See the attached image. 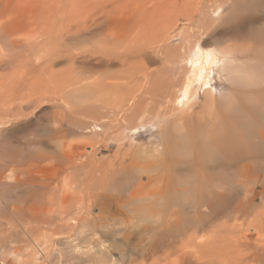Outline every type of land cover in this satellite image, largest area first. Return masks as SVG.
Masks as SVG:
<instances>
[{
    "label": "bare ground",
    "instance_id": "obj_1",
    "mask_svg": "<svg viewBox=\"0 0 264 264\" xmlns=\"http://www.w3.org/2000/svg\"><path fill=\"white\" fill-rule=\"evenodd\" d=\"M43 103L52 108L51 113L56 110L61 114L59 117L55 112L59 125L50 124L54 127L46 129L48 136L44 132L48 139H56L52 150L33 154L34 149L32 159H28L29 151L28 158L24 156L26 161L14 160L18 154L14 151L15 158L0 162V179L6 174L5 181L18 182L20 175L27 174L29 178L42 179L38 183L43 186L52 185L53 196H48V203L28 204L30 208L23 207L26 211H21V216L33 223L24 225L25 231L41 237L34 240L33 263L61 244L64 234L58 230L68 233V229L81 223L83 230L87 227L95 237L94 246L98 245L88 264H120L119 258L112 259L114 251L121 263L127 260L128 264L150 260L167 264L165 260L171 256L173 260L168 264H264V213L257 215L260 212L253 205L256 215L242 230L253 196L245 192L254 187L243 192L245 195L240 198H246L242 202L232 204L229 192H222L229 183L226 180H231L229 175L225 180L214 178L218 172H228L233 173V178L235 174L240 179L244 176L246 183L251 184L257 174L264 173V0H0L2 139L4 129L15 127L18 132V128L31 127L32 111ZM149 124L155 125L156 133L152 134H156V140L135 147L132 157H137L138 165L129 157L131 171L137 175L131 183L125 179V188L123 182L117 188L115 182L121 178L107 181L114 174L107 177L109 170L103 174L105 179L101 175L103 183L98 176L102 185L96 176L91 180L87 177L88 187H103L95 197L105 207L103 212L99 209L101 213L95 220L91 219L76 197L85 186L83 174L77 172L82 165L78 161L82 154L90 158L93 152L75 154L72 150L73 154L65 151L61 142L75 136L83 138V147L92 149L94 141L107 138L110 133H116L117 142L128 141L124 132L136 135ZM7 130L6 133L10 131ZM14 133L9 135L11 139ZM128 144L133 148L132 143ZM188 173L192 176L186 177ZM256 181L253 180L255 186ZM181 189L185 190L182 195L178 193ZM213 189H222V195H211L209 191ZM191 190L195 191L193 195L198 194L192 197ZM260 194L261 202L264 189ZM262 204L256 205L263 211ZM181 205H185L182 209L186 217L190 215L182 222ZM11 210L13 215L17 213L16 209ZM127 216L135 222L129 221L133 227L154 224L143 227L139 234L134 232L137 238L132 234L136 242L129 250L116 240L117 230L114 234L96 230L99 225L106 226L105 221L115 223ZM214 221L221 222L223 231L219 232L218 227L216 233L209 234L222 233L221 238H209L207 234V230L217 226ZM231 221L237 225L230 226ZM172 229L174 233L178 230L179 235L176 233L169 242L165 235ZM199 233L204 234L203 239H210L211 243L203 242L212 247L208 248L210 256L203 249L199 252L208 259L193 251L198 246L195 242L202 240L198 239L201 235L197 241L192 240ZM125 236L123 240L129 244ZM180 237L182 242L178 243ZM191 240L196 248L189 247L191 251H187ZM71 244L64 245L70 248ZM199 244L198 248L204 246ZM78 246L72 245V251L80 254ZM162 256L167 257L164 263L158 262Z\"/></svg>",
    "mask_w": 264,
    "mask_h": 264
},
{
    "label": "rangeland",
    "instance_id": "obj_2",
    "mask_svg": "<svg viewBox=\"0 0 264 264\" xmlns=\"http://www.w3.org/2000/svg\"><path fill=\"white\" fill-rule=\"evenodd\" d=\"M42 105V106H41ZM40 105V107H38L36 110H33L32 111V116H33V118L31 117V119H32V121L30 120V124H31V127L29 126L26 130H27V132H26V130L24 129V130H19V128H18V132L16 131L17 129L14 127V128H9L8 130H10V131H8L7 129V131L8 132H11L12 134L14 133V132H12L13 130L15 131V135H16V137H15V135H13V136H11V137H13L12 139L10 138V136L9 135H12L11 133H9L8 134V132L6 133L5 131V129L4 128H7V127H3V129H4V131L3 132H1V134H8V136H5L4 135V137L6 138H4V139H2V136L0 135V162L2 163V161H5L6 160V158L8 157V158H11V159H13V155H15L16 156V154H15V152L16 153H18L17 154V156H19V157H17L16 156V159H14V160H16L17 161V159L19 160L20 159V161H23V160H25V158H24V156L25 157H27L28 156V153H29V151H30V153L31 152H33V151H35L34 149H36V151L35 152H33V154L34 153H38V154H41V152L42 151H44V150H52L51 149V144H52V146L54 145V144H56V143H54L55 142V140L53 139V138H51L50 139V137L51 136H49V139H50V141H49V139H48V130H46L47 128H51L52 129V126L53 125H55L56 123H58V121L56 122V120H59L60 118H56V113L55 112H57L56 110H54L53 112L54 113H51V107L50 106H48L47 104H46V106H45V103H43V104H41ZM43 106H45V107H43ZM50 110H49V109ZM34 113V114H33ZM58 113V115H59V117H60V113H59V111L57 112ZM49 114V115H48ZM50 114H53V116L52 115H50ZM54 114H55V116H54ZM57 115V116H58ZM51 116V117H50ZM53 117H55L54 118V120H53ZM35 118V119H34ZM51 119V120H50ZM36 120V121H35ZM37 121H38V123H37ZM52 122H54V123H52ZM62 121H60V123H61ZM34 123V124H33ZM36 123V124H35ZM62 123H64V120H63V122ZM50 124H53V125H50ZM50 125V126H49ZM58 125H59V123H58ZM45 126V127H44ZM153 126V127H152ZM33 127V128H32ZM54 127V126H53ZM56 127H57V125H56ZM154 127H155V125H151L150 126V124L149 125H146L145 127H143L140 131H139V133H137L136 135H129L128 134V132L126 131V132H124L125 134H126V136L129 138V140L127 141V140H125V141H123V142H117L116 140H117V138H116V133H110V134H108V136L109 137H107V138H103L102 140H100V141H94V143H92L93 144V148L92 149H90L88 146H85V147H83L82 145H83V138L82 139H80L79 137H76L75 138V136L73 137H70L69 139H68V141L65 143V141H62L61 142V144H64V150L65 151H68V152H70V150H71V153H73L74 154V152H75V154H77V153H81V152H83V151H85V153L86 154H88V151L90 152H93L92 153V157H90V158H87V156H83V154H82V156L80 157V159H79V163H81L82 162V165H83V167H82V165L80 164V170L78 171V169L79 168H77V172H79V174H80V172H81V174H83V175H81V179H83V184L85 185V186H87V184L88 185H90L89 184V179L91 180L92 178H95V176H96V178H97V180L99 181V179H100V181L103 183L104 182V180L103 179H105L104 178V175L103 174H105V171L106 170H109L110 172H112V173H110L109 171L106 173L107 174V177L109 176V175H112L113 173V177L115 178H113V177H110L109 179H106L107 181H115V180H118L119 178H121V179H119L118 181H116L115 183L116 184H120V185H122L121 184V182H123V185H122V187L123 188H125L124 187V185H126L125 183V181H127V183H131L132 182V180H133V178L135 177V176H137L136 174H134L135 173V171H134V173L131 171V167L129 166V157H131L133 160H135V163L138 165L139 164V161H138V159H137V157H135V158H133L132 157V155L134 156V153H135V151H136V149H135V147H138L139 145H144V146H146L147 144H149L150 142H155V136H156V134H155V136L153 135L154 133H156V132H154ZM37 128V129H36ZM16 129V130H15ZM32 129V130H31ZM50 129V130H51ZM55 129V128H54ZM153 129V130H152ZM12 130V131H11ZM20 131V132H19ZM37 131V132H36ZM47 132V136L45 135L46 133H44V132ZM24 132V133H23ZM44 134H43V133ZM154 132V133H153ZM20 133V134H19ZM32 133V134H31ZM36 133V134H35ZM109 133V132H108ZM153 133V134H152ZM20 135V136H19ZM23 135V136H22ZM33 135V136H32ZM41 137V139H40V137ZM44 136V137H43ZM8 137V138H7ZM21 137V138H20ZM26 137H28V141H27V138ZM31 137V138H30ZM115 137V138H114ZM113 138H114V142H113ZM8 139V140H7ZM10 139V140H9ZM3 140L5 141L6 140V143H4L3 142ZM12 140V141H11ZM26 140V141H25ZM130 140H131V142H130ZM20 141V142H19ZM51 141H53V143L51 142ZM10 142V143H9ZM50 142V143H49ZM128 142L131 144L132 143V145L131 146H133V148H131V147H129V146H127V145H129L128 144ZM40 143V144H39ZM44 143V144H43ZM48 143H49V145H48ZM59 143V142H58ZM11 144V145H10ZM26 144V145H25ZM35 144V145H34ZM39 146H38V145ZM82 144V145H81ZM3 145V146H2ZM8 145V146H7ZM10 145V146H9ZM32 145V146H31ZM37 145V146H36ZM46 147L47 145V147L45 148L44 146ZM4 146H6V147H4ZM31 146V147H30ZM34 146H35V148H34ZM42 146V147H41ZM127 146V147H126ZM4 147V149L2 150V148ZM18 147V148H17ZM26 147H28L29 149H25ZM50 147V148H49ZM14 148V149H13ZM20 151V150H24V151H18L17 149ZM24 148V149H23ZM55 147H53V149H54ZM67 148L69 149V150H67ZM83 149V150H82ZM131 149V150H130ZM133 149V150H132ZM18 152H17V151ZM39 150V151H38ZM41 150V151H40ZM74 152H73V151ZM12 151V152H11ZM15 151V152H14ZM132 153V154H130V152ZM40 152V153H39ZM129 152V155H126V157H124L123 158V156L126 154V153H128ZM21 155H20V154ZM29 153V158L28 159H30L31 157H32V153L30 154ZM120 154V155H119ZM30 155H31V157H30ZM4 156V157H3ZM10 156V157H9ZM35 156V155H34ZM33 156V157H34ZM36 156H38V155H36ZM32 157V158H33ZM7 158V159H8ZM15 158V157H14ZM21 158H23L22 160H21ZM26 158V160H28ZM31 158V159H32ZM35 158V157H34ZM25 160V161H26ZM93 160H94V162H93ZM127 160V161H126ZM96 162V163H95ZM94 163V164H93ZM87 164V165H86ZM94 165V166H93ZM98 165V166H97ZM122 165V166H121ZM94 167V170L96 171V174H94V172L95 171H92L93 169V167ZM124 166V167H123ZM85 167H86V169H85ZM122 169H121V168ZM82 168H84V170L82 169ZM89 168V169H88ZM125 170H124V169ZM126 168H128V169H126ZM92 169V170H91ZM103 172H101L100 170ZM103 169V170H102ZM129 169H130V173H129ZM90 170L93 172H90ZM125 171V173L127 172V173H129V175L127 174H125L123 171ZM126 170H128V171H126ZM133 170V169H132ZM84 171V172H83ZM99 171H100V174H99ZM90 172V173H89ZM230 172V171H229ZM233 171H231V173H232ZM110 173V174H109ZM118 173H119V176H117L118 175ZM184 173V172H183ZM222 174V176H224V178L222 177V176H220L219 174ZM218 173H216V176L215 175H213V176H215L214 178L216 179V177L217 176H219L217 179H222V180H225L226 179V177H227V175H229L228 177L229 178H231V180H229L228 178V181L226 180V182L228 183H225V184H227V185H224L223 187H225L223 190L224 191H222V189H221V191L222 192H224L223 193V195L227 192H229V195L228 194H225V195H228L229 196V198H230V195L232 196L231 197V200H232V202L233 201H235V203L236 202H242V200H244L245 198H246V196H243V199L242 198H240V197H242V195H247L248 196V194L250 193V196L251 195H253L251 198H252V201H251V205H250V207H249V209L247 210L248 211V213H247V218H244L243 219V222H244V224H243V228H242V230H246L247 229V227L248 226H246L245 224H248V223H250V221L251 220H253V219H251V218H253V215H254V217H255V213L256 212H260L261 213V208H259V205L257 206L256 204H262V202H263V206H260V207H262V209H263V211H264V201H261L260 202V196L259 195H261L260 194V192H261V190L263 191V189H264V184H262V183H264V182H262L261 183V181H263L264 180V177H262V176H264V173L262 174H260V175H258L257 174V176H255L254 178H256L257 179V181H256V184H258V185H256L255 186V184H253V180H256V179H253L252 181H250V182H252L251 184H248V183H246V178L243 176L241 179H240V177L238 176V174H237V176H238V178L234 175V178H233V173L232 174H230V173H228V172H218ZM223 173H225V174H223ZM227 173V174H226ZM89 174H91V176H93V174H94V177H91ZM98 174V175H97ZM6 174H3V175H1L2 177H1V179L3 180H1L0 179V264H88V262H89V259H91V257L92 256H94L96 253H95V251H97L98 250V245L97 246H94V244H96V242H94V241H96V239L94 240V238L95 237H93L92 238V235L90 234L91 232H90V230L87 228V227H85L84 228V230H83V227H82V225H81V223H78L76 226H75V228H73V230H71V229H68V233H67V230H64V229H60V230H58V232H60V233H63L64 235H62L61 236V238L63 239L62 241H61V244H58L57 245V247H56V249L55 250H50L47 254H45L44 256H39L40 257V261L38 262V263H33V258H34V253H33V250H34V243H35V241L34 240H39V239H41V237L39 238V236H40V234H37V233H28V231L26 232L25 230H26V228L24 227V225L25 226H31L33 223L31 222V219L29 218H27V217H23V215L21 216V211L22 212H25L26 210H23V209H27V208H30V207H28L29 205L30 206H35V205H38L39 206V204L41 205L42 203H48V201H46V200H48V196L50 195V196H53V194L51 193V191H53V189H52V185L51 184H46V186H43V184H41V183H38L39 181H43L42 179L40 180V178L39 177H37V176H32V177H28V175L27 174H22V175H20L17 179H18V182H14V181H12V182H7V181H5V176ZM89 175V176H88ZM100 175V178L98 177ZM101 175H103V179L101 178ZM189 175V176H188ZM232 175V177H230ZM4 176V177H3ZM141 176H144V174H142ZM186 176V175H185ZM192 175H191V173H188L187 174V176L186 177H191ZM226 176V177H225ZM83 177V178H82ZM89 179H88V178ZM128 179H127V178ZM258 177V178H257ZM262 177V178H261ZM28 178V179H27ZM38 178H39V180H38ZM99 178V179H98ZM143 178H145V176L143 177ZM88 179V180H87ZM126 179V180H125ZM234 179H236V180H238V181H236V183L233 181ZM239 179L241 180V181H239ZM261 179H263V180H261ZM34 180V181H33ZM86 180H87V182H86ZM103 180V181H102ZM105 180V181H106ZM125 180V181H124ZM259 180V181H258ZM31 181L34 183V184H31ZM100 181H99V183H100ZM113 181V182H114ZM232 181V182H231ZM245 181V182H244ZM120 182V183H119ZM231 182V183H230ZM85 183H87V184H85ZM102 183H100L101 185H102ZM115 183H113L112 184V182H109V184H112V185H114ZM237 183H240L239 185L241 186L240 187V189H239V185L237 184ZM98 185L97 184V186H95V185H91V187H90V189H89V187L87 186L86 188H84L83 187V192H81V194L80 193H77V197H76V200H77V203H78V205H82V207H83V210L84 211H89V214H90V218L91 219H96L97 217H98V214L99 213H101V212H103L104 210H105V207H104V205H103V201H101V200H99L98 199V197H95L98 193H100L102 190H103V187H101V185ZM105 184V183H104ZM108 184V182H107V185H109ZM115 184V185H116ZM230 184H236V186H233V185H230ZM114 185V186H115ZM117 186V188L119 187H121V186ZM238 185V186H237ZM263 187H262V186ZM31 186V187H30ZM92 186H93V188L95 187V189H93L92 188ZM99 186V187H98ZM103 186H105L106 188H107V186H106V184L105 185H103ZM229 187L230 186V188H228V190L227 191H225L226 190V187ZM111 186H108V189L110 188ZM251 187H254L253 189L251 188ZM51 188V189H50ZM98 188V189H97ZM248 188H251V190H248ZM87 189V190H86ZM92 189V191H89V190H91ZM100 189V191H98ZM102 189V190H101ZM243 189V190H242ZM248 190L247 192L248 193H246L245 192V194H243V192L245 191V190ZM195 191H198V190H196V189H194ZM194 190H191V193H190V195H192V197L194 196H196V194H198V193H196V194H192V191H194ZM214 191H212V190H210L209 192H211V195H220L222 192L221 191H219V190H215V189H213ZM256 190V191H255ZM87 191V192H86ZM98 191V192H97ZM195 191L193 192V193H195ZM231 191V192H230ZM48 192V193H47ZM78 192H79V190H78ZM182 192H183V189H181V190H178V193H180L181 195H182ZM213 192H215V193H213ZM217 192H218V194H217ZM219 192H221V193H219ZM51 193V194H50ZM83 193V194H82ZM85 193V194H84ZM185 193V190H184V192H183V194ZM231 193V194H230ZM240 193V194H239ZM80 194V195H79ZM30 195V196H29ZM32 195V196H31ZM35 195L37 196V197H35ZM43 195V196H42ZM85 195H87V196H85ZM222 195V194H221ZM240 195V196H239ZM255 195V196H254ZM257 196V197H256ZM197 197H198V195H197ZM235 197L237 198H239V200H238V198L237 199H235ZM245 197V198H244ZM259 197V198H258ZM31 198V199H30ZM36 198V199H35ZM38 198V199H37ZM40 198H42V199H40ZM46 198V199H45ZM79 198V199H78ZM228 198V197H227ZM235 199V200H233V199ZM30 199V200H29ZM39 199L41 200V201H39ZM194 199V198H193ZM196 199V198H195ZM194 199V200H195ZM242 199V200H241ZM258 199V200H257ZM28 200V201H27ZM43 200H45V201H43ZM98 200V201H97ZM30 201V202H29ZM81 201V202H80ZM258 201V202H257ZM41 202V203H40ZM196 202V201H195ZM231 202V203H232ZM245 202H246V200H245ZM234 202L232 203V204H235ZM238 203V204H239ZM254 203V204H253ZM29 204V205H28ZM73 204H75V203H73ZM183 204V203H182ZM9 205V206H8ZM28 205V206H27ZM77 205V204H76ZM253 205H254V208H255V211L253 212L252 210H254L252 207H253ZM22 206V207H21ZM184 206L185 205H181V207H180V209H182V207L184 208ZM11 207V208H10ZM19 207V209H22L23 207V209L22 210H19L20 212H18V210H17V208ZM27 207V208H26ZM85 207H86V209H85ZM38 208V207H37ZM36 208V209H37ZM8 209V210H7ZM11 209H16L17 210V213H16V211L14 212V214L15 215H13L12 213H13V210H11ZM34 209V208H33ZM99 209H100V211H99ZM168 209V208H167ZM179 209V210H180ZM250 209H251V211H250ZM259 210V211H258ZM261 210V211H260ZM6 211V212H5ZM10 211V212H9ZM181 211V215H179V221L180 222H182L183 220L185 221V219L187 218L188 219V217H190V215L188 216V217H186L187 215H186V213H184L183 211H184V209H182V210H180ZM262 211V213L260 214H257V215H260V217L263 215V212ZM12 212V213H11ZM250 212L252 213V215L250 214ZM18 213H20V215L18 214ZM7 214H8V216H7ZM183 214H184V218H182L183 217ZM250 214V215H249ZM182 216V217H181ZM251 216V217H250ZM128 218H125L124 220L126 221V222H124V220H122V221H119V222H122V223H119V222H115V223H112V222H109V221H105V223H106V226H105V224H103V226L101 227V225H99L98 226V229H96L98 232H102V233H110V234H114V232L116 231L117 233H115V237H116V240H118V242L120 243V244H122L123 245V249H126V247H127V249L129 250L132 246H130L131 244L133 245V243L134 242H136V241H133L134 240V238H137V236L138 235H136L137 233L139 234V232H140V229H142L143 227H145V226H153L154 227V222L153 223H151V224H153V225H148V224H141V226H143V227H141V228H137V227H135V228H137V229H135L132 225H131V223L129 222V221H132L133 223H135L133 220H131L130 218H129V216H127ZM250 217V218H249ZM25 218H27V219H25ZM262 218H264V216L262 217ZM127 219H129L128 220V222H129V224H128V222H127ZM182 219V220H181ZM249 222H248V221ZM233 221V220H232ZM229 222L230 223V226H231V224H234L233 222ZM246 221V222H245ZM217 221H214V223H216ZM31 225H30V224ZM126 223V225H124V224ZM108 224V225H107ZM182 224V223H181ZM220 224H221V222H219V224H218V222H217V226H213L212 228H213V230H212V228H211V230H207L208 231V233L207 234H209V231L210 232H214V231H218L217 229H218V227H219V232H222L223 230V227H220ZM236 224V223H235ZM110 225H112L113 227H110ZM117 225H119V226H117ZM124 225V226H123ZM155 225H159V222H158V224L156 223ZM215 225V224H214ZM219 225V226H218ZM237 225V224H236ZM107 226H108V228H110V229H113L114 228V230L112 231V230H108L107 229ZM114 226H116V227H114ZM137 226H139L138 224H137ZM157 226H155V227H157ZM244 226H245V228H244ZM99 227H101V228H99ZM103 228H105V229H103ZM117 228V229H116ZM182 229L183 227H179L178 229ZM215 228H217L216 230H215ZM107 229V230H106ZM139 229V230H138ZM180 229V230H181ZM89 230V231H88ZM101 230V231H100ZM134 230V231H133ZM137 230V231H136ZM122 231V232H121ZM139 231V232H138ZM206 231V232H207ZM243 231V232H244ZM84 232V233H83ZM136 234H135V233ZM171 232H173V233H171ZM206 232H204V234L206 233ZM70 233V234H69ZM120 233V234H119ZM168 233H170V234H168ZM176 233H178V235H179V232H178V230H176L175 231V233H174V229H172V231L170 230L169 232H167L166 233V235H165V239H169L168 241L170 242V238H172ZM214 233H216V232H214ZM229 233V232H228ZM232 233H234V234H232ZM232 233H229V235L231 234V235H235V232H232ZM37 234V235H36ZM68 234V235H67ZM117 234H119L118 235V237H117ZM125 234H127L126 236H125ZM132 234H135V236L136 237H134V235H133V237L134 238H132ZM204 234L202 235V233H199V234H197V236H196V239L194 238V239H192L194 242H195V240L197 241L198 239H202V240H200V242H195L196 244H195V246L198 244V246H197V248L194 246V245H192V244H194V242L191 240L190 242V246H188V249H187V251H191V249L190 248H192V249H194L193 247H195L196 249L195 250H193L194 252L196 251H198L196 254H198V255H200V253L203 251V253H205V252H207L208 253V248H211V250H212V247H206L205 246V244H203V242L204 243H206V242H208V243H211L209 240L210 239H208L207 237H205V239H203V237L202 236H204ZM207 234H205L206 236H208ZM211 234V233H210ZM209 234V238H213V236L214 237H219V238H221L222 236H221V234H219L218 236H216L215 234H212V236ZM223 234H225V233H223ZM34 235H36V236H34ZM86 235L88 236V237H86ZM90 235H91V237H90ZM129 235V236H128ZM168 235V236H167ZM171 237H170V236ZM177 235V234H176ZM176 235L174 236V237H176ZM200 235H201V237H200ZM225 235H227V233L225 234ZM224 235V236H225ZM230 235V236H231ZM123 236H125L126 238L125 239H129V240H127L128 242H129V244L126 242V241H124L123 239H124V237ZM128 236V237H127ZM211 236V237H210ZM36 239H35V238ZM69 237H71V238H69ZM87 239H86V238ZM121 237H122V240H120L121 239ZM130 237V238H129ZM148 238L149 236H145V238ZM173 237V238H174ZM197 237H200V238H198L197 239ZM31 238H32V240H33V242H32V240H31ZM39 238V239H38ZM70 240H69V239ZM92 238V239H91ZM97 238V237H96ZM183 238V237H182ZM219 238H217V239H219ZM68 239V240H67ZM74 239H75V241H74ZM89 239V240H88ZM91 239V240H90ZM133 239V240H132ZM181 239V237L180 238H178V240H177V242L179 241ZM208 239V240H207ZM216 239V240H217ZM74 242H73V241ZM93 240V241H92ZM136 240V239H135ZM183 240H185V239H183ZM204 240H206V242L204 241ZM213 240V239H212ZM211 240V241H212ZM214 240H215V238H214ZM213 240V241H214ZM215 240V241H216ZM89 241H90V243H89ZM131 241V242H130ZM181 241V240H180ZM214 241V242H215ZM66 242H68V243H72L71 244V247L70 248H68L66 245H64ZM94 242V243H93ZM121 242H123V243H121ZM126 242V244H124ZM133 242V243H132ZM182 242V241H181ZM29 243V244H28ZM179 243V242H178ZM178 243H177V245H178ZM199 243H201V244H203L206 248H204V246H200V248H198L199 247ZM75 244H77V245H79L78 246V248H80V254L79 253H74L73 251L75 250V249H73V251H72V245L74 246ZM89 245V246H88ZM206 245H210V244H206ZM212 246L214 245L213 244V242H212V244H211ZM210 245V246H211ZM32 247L31 249H29V247ZM64 246H66V248L64 247ZM69 246V245H68ZM192 246V247H191ZM85 247H87V248H85ZM96 247V248H95ZM125 247V248H124ZM190 247V248H189ZM65 248V249H64ZM89 248H91V250L88 252L87 251V249H89ZM92 248H93V250H92ZM33 249V250H32ZM67 249V250H66ZM71 249V250H70ZM199 249V250H198ZM203 249V250H202ZM204 249H205V251H204ZM200 250H202L201 252H200ZM209 251V252H212V251ZM32 251V253H30ZM69 251V252H68ZM92 251V252H91ZM125 251V250H124ZM127 251V250H126ZM29 252V253H28ZM34 252H35V250H34ZM85 252H88V253H86L85 255L84 254H81V253H85ZM91 252V253H90ZM200 252V253H199ZM69 253V254H68ZM71 253V254H70ZM205 254L206 256H210V254L208 253V254ZM31 254V255H30ZM73 254H75V255H73ZM115 254V255H114ZM25 255H28L27 257L25 256ZM30 255V256H29ZM33 255V256H32ZM92 255V256H91ZM112 259H113V257H114V259L115 258H119V259H117V260H119V261H117V260H115L114 262H119L120 264H125L126 262H127V260H125V263H121L120 262V257L118 256V253H117V251L115 252H113L112 254ZM203 254H201L200 256H202ZM206 256H202L203 257V259H208V257H206ZM163 258H162V260H161V257H160V260H158V262L160 261H162L161 263H164V261H163V259H166L167 257H165L164 258V256H162ZM42 258V259H41ZM200 259V258H199ZM202 258H201V260H203ZM154 260V259H153ZM169 260H173L172 259V256L169 258ZM168 259H166L165 261L167 262V264H168V261H169ZM86 261V262H85ZM122 261V260H121ZM152 260H150V261H148V263H146L147 261H142L141 263H143V264H157V262H151ZM156 261V260H155ZM206 261V260H205ZM84 262V263H83ZM123 262V261H122ZM171 262V261H170ZM169 262V263H170ZM199 262L201 263L202 261H200L199 260ZM203 262H204V260H203ZM137 263H140V261L139 262H137ZM140 263V264H141ZM117 264V263H116ZM126 264H128V262L126 263ZM132 264H134V263H132ZM159 264V263H158ZM164 264H166V263H164Z\"/></svg>",
    "mask_w": 264,
    "mask_h": 264
}]
</instances>
